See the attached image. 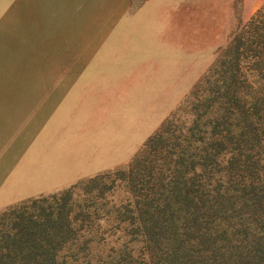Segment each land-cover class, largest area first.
<instances>
[{
	"label": "trees",
	"instance_id": "1",
	"mask_svg": "<svg viewBox=\"0 0 264 264\" xmlns=\"http://www.w3.org/2000/svg\"><path fill=\"white\" fill-rule=\"evenodd\" d=\"M181 110L123 167L1 211L0 264H264V6Z\"/></svg>",
	"mask_w": 264,
	"mask_h": 264
},
{
	"label": "rangeland",
	"instance_id": "2",
	"mask_svg": "<svg viewBox=\"0 0 264 264\" xmlns=\"http://www.w3.org/2000/svg\"><path fill=\"white\" fill-rule=\"evenodd\" d=\"M183 3L0 0V26L8 30L0 37L8 47L7 55L1 51L8 56L6 69L46 72L50 53L63 51L66 42L88 41L93 49L88 51L97 56L90 71L113 78L104 82L106 93L113 85L116 101L113 120L105 122L106 139L112 141L106 144V165L111 154L116 168L123 167L165 120L185 115L177 110L187 96L264 6V0ZM105 42L113 43L111 48Z\"/></svg>",
	"mask_w": 264,
	"mask_h": 264
},
{
	"label": "crops",
	"instance_id": "3",
	"mask_svg": "<svg viewBox=\"0 0 264 264\" xmlns=\"http://www.w3.org/2000/svg\"><path fill=\"white\" fill-rule=\"evenodd\" d=\"M7 33L0 26V37ZM67 43L63 51L50 53L48 71L31 73H9L8 56L1 52L7 55L8 47L0 44V212L117 167L111 154L106 165L105 156L112 142L105 122L113 120L116 101L113 85L106 93L104 82L113 78L90 71L97 56L88 51V41ZM74 48L81 51L74 54Z\"/></svg>",
	"mask_w": 264,
	"mask_h": 264
}]
</instances>
